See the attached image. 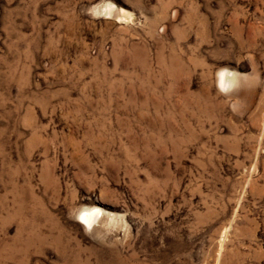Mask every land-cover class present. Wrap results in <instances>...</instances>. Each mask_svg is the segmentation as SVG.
<instances>
[{"label": "rangeland", "instance_id": "obj_1", "mask_svg": "<svg viewBox=\"0 0 264 264\" xmlns=\"http://www.w3.org/2000/svg\"><path fill=\"white\" fill-rule=\"evenodd\" d=\"M0 264H264V0H0Z\"/></svg>", "mask_w": 264, "mask_h": 264}, {"label": "bare ground", "instance_id": "obj_2", "mask_svg": "<svg viewBox=\"0 0 264 264\" xmlns=\"http://www.w3.org/2000/svg\"><path fill=\"white\" fill-rule=\"evenodd\" d=\"M111 7V6H110ZM221 82L225 85L228 84L229 79L227 77V75H222L221 77ZM98 216V211H83L82 213H80V215L78 216V221L80 223H85L88 226H93V223L96 219V217ZM85 225V226H86Z\"/></svg>", "mask_w": 264, "mask_h": 264}]
</instances>
